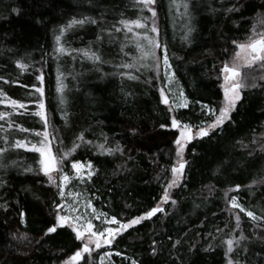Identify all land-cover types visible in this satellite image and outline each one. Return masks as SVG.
<instances>
[{
	"label": "trees",
	"instance_id": "obj_1",
	"mask_svg": "<svg viewBox=\"0 0 264 264\" xmlns=\"http://www.w3.org/2000/svg\"><path fill=\"white\" fill-rule=\"evenodd\" d=\"M152 8L154 17L144 0H0V264H97L103 249L117 264H264V67L245 71L228 117L186 145L181 178L173 171V120L196 125L211 120L202 105L220 110L222 66L235 43L264 35V0ZM153 23L158 56L189 100L175 112L159 94ZM44 137L60 170L89 163L94 206L138 218L76 261L80 239L56 222L59 185L32 148ZM233 196L253 218L228 205Z\"/></svg>",
	"mask_w": 264,
	"mask_h": 264
},
{
	"label": "rangeland",
	"instance_id": "obj_2",
	"mask_svg": "<svg viewBox=\"0 0 264 264\" xmlns=\"http://www.w3.org/2000/svg\"><path fill=\"white\" fill-rule=\"evenodd\" d=\"M144 2L151 16L154 17V9L152 8L154 0H144ZM263 22L264 19L260 22V24L264 25ZM151 32V41L154 50L153 56L155 63L157 64V71L161 72L164 80V84L159 89L160 98L171 112L184 109L189 105V100L185 97L184 92L167 61V58L164 55L161 57L158 56V41L156 37L157 29L154 23L151 27ZM256 35L258 34L253 32L247 37V39H243L235 43L232 55L226 64H223L220 73L221 88L223 93V101L220 110L216 112L214 108L207 105H202L200 108V111L204 112L206 117H211V120H202L196 125H190L182 121L173 120L174 127L177 129L175 147L178 158L174 164L173 171L174 175L179 178L183 176L184 162L182 161V156L186 145L192 140L198 138V136L202 133L204 134L212 131L213 128L217 127L228 117L234 103L240 98V90L245 86V71L251 68L259 69L264 67V48L261 51L260 57H257L256 53L250 50V45L255 41L262 39L264 44V35L262 37L254 38ZM226 67L233 68L237 71L234 78L229 76ZM260 72L263 73L264 71L261 69ZM42 107V104L38 107V112L41 116H43ZM258 137L257 139L264 138V132L260 133ZM32 148H34L38 154L40 151L50 150V147L46 144V139L45 143L43 142L40 145L32 146ZM38 157L40 169L42 170V157L40 154ZM54 158L56 164L55 169L46 173L49 174L48 178L50 181H56L59 185V196L61 202L58 206L60 211L59 217L57 214L58 218L56 222L69 227L75 236V231L82 233L79 237L81 248L84 247L86 251L91 250L92 246L94 248L96 247L101 249L102 247H105L104 241L112 238L118 231L129 228L138 222V218H133L125 223L119 222L116 218L105 214L92 204L85 191L86 181L92 174V169L90 168L89 163L81 161L72 162V172L70 173L68 171L66 172V170H60L61 162L57 157H55V155ZM166 203L167 201L163 199L158 203V206H166ZM228 205L230 207L238 208L245 214V216L253 218V214L246 211L241 206L238 197H230ZM63 220H65L64 224ZM114 256L120 258L121 255L110 249H103V251L98 255L97 264H117L114 260ZM124 262L134 264L132 260L125 259Z\"/></svg>",
	"mask_w": 264,
	"mask_h": 264
},
{
	"label": "water",
	"instance_id": "obj_3",
	"mask_svg": "<svg viewBox=\"0 0 264 264\" xmlns=\"http://www.w3.org/2000/svg\"><path fill=\"white\" fill-rule=\"evenodd\" d=\"M250 49L252 51H254L257 55H259L260 51L263 49V42L261 40H258L256 42H254L251 46ZM228 73L229 76L231 78H234L236 75V71L233 69H228ZM39 154L42 157V171L43 172H50L53 169H55L56 164H55V158H54V154L52 152V150H45V151H40ZM156 211H158V208L154 209L153 211H151L149 214H153ZM65 223V220H63V224ZM54 229V228H53ZM76 233V237L79 238L82 233L79 231H75ZM80 257V253L76 254V258L78 259Z\"/></svg>",
	"mask_w": 264,
	"mask_h": 264
},
{
	"label": "bare ground",
	"instance_id": "obj_4",
	"mask_svg": "<svg viewBox=\"0 0 264 264\" xmlns=\"http://www.w3.org/2000/svg\"><path fill=\"white\" fill-rule=\"evenodd\" d=\"M260 40L262 41V39H260ZM255 42H256V41H255ZM262 42H263V41H262ZM253 43H254V42H253ZM253 43H252V44H253ZM252 44H251V45H252ZM251 45H250V46H251ZM263 48H264V44H263ZM250 50H251V49H250ZM262 50H263V49H262ZM262 50H261V51H262ZM261 51H260L259 55L256 54L257 57H260ZM253 52H254V51H253ZM226 68H227V70H228V69H233V68H230V67H226ZM233 70H235V69H233ZM235 71H236V70H235ZM236 73H237V71H236ZM77 253H79V251H77V252L75 253V255H74V257H73L74 259H75V256H76ZM73 258H72V259H73ZM75 260H76V259H75Z\"/></svg>",
	"mask_w": 264,
	"mask_h": 264
},
{
	"label": "flooded vegetation",
	"instance_id": "obj_5",
	"mask_svg": "<svg viewBox=\"0 0 264 264\" xmlns=\"http://www.w3.org/2000/svg\"><path fill=\"white\" fill-rule=\"evenodd\" d=\"M107 240H108V239H107ZM83 249H85V248H84V247H82V248H81V250H83ZM81 250L79 249V252H80ZM78 259H80V257H79Z\"/></svg>",
	"mask_w": 264,
	"mask_h": 264
}]
</instances>
